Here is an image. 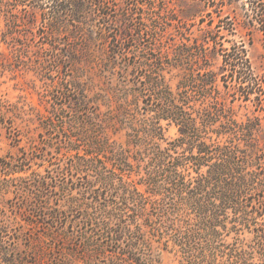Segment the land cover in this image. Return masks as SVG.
Here are the masks:
<instances>
[{
    "label": "trees",
    "instance_id": "16d2710c",
    "mask_svg": "<svg viewBox=\"0 0 264 264\" xmlns=\"http://www.w3.org/2000/svg\"><path fill=\"white\" fill-rule=\"evenodd\" d=\"M28 1L54 29L69 9L78 22L85 6ZM186 1L147 24L143 6L153 10L152 1L133 0L123 9L127 29L114 20L109 41L99 26L55 54L57 66L81 65L69 82L86 111L69 123L84 134L85 155L69 159L58 179L33 175L34 212L51 224L35 228L34 251L19 264H264V74L248 56L255 31L264 48V0H192L197 22L181 17ZM104 3L97 12L107 18ZM8 113L0 124L11 128ZM123 130L124 141L115 139ZM78 175L81 198L67 184ZM76 210L83 225L74 233Z\"/></svg>",
    "mask_w": 264,
    "mask_h": 264
},
{
    "label": "rangeland",
    "instance_id": "374dc122",
    "mask_svg": "<svg viewBox=\"0 0 264 264\" xmlns=\"http://www.w3.org/2000/svg\"><path fill=\"white\" fill-rule=\"evenodd\" d=\"M23 1L20 3L17 0H4L0 6V31L5 35V40L0 35V112L9 111L7 116L12 117L11 128L6 123L0 124V264L25 262L30 258L36 244L33 238L28 237L34 236L36 227L51 224L50 220L43 219L42 215L37 216L34 212V205H37L35 190L28 185L33 175H46L50 171L58 179L69 159L75 155H85L84 134L79 131V124L69 123L71 120H80L86 111L79 104V92L69 82L80 74L81 65L74 61L72 66H57L54 61L55 54L65 44L78 43L80 37L96 35L99 26L109 41L113 32L110 22L112 25L114 20L116 26L127 29L129 22L123 21V9L133 0H105L104 6L109 13L107 18H102L97 12V3L100 0H83L84 10L75 16L78 22H71L73 16L71 17L69 9L64 18L68 22L59 29L48 25L49 15L39 11L33 13L29 1ZM150 1L154 9L143 6L142 13V19L147 24L159 18V15L171 17L170 9L177 0ZM225 1L216 0V3ZM243 1L229 0V3L232 2L233 7H237ZM46 2L44 0L40 4ZM181 7V17H189L191 22L198 21L201 10L199 5L187 0ZM224 12L229 13V8L225 7ZM213 16L216 14L213 13ZM31 18L34 22L27 23ZM137 22L138 20H134L133 26ZM74 24L79 30L74 28ZM74 35L77 36L75 39ZM262 43L261 33L255 31L252 45L248 47V56L254 71L259 75L264 74ZM138 47L136 53L141 54L143 46ZM116 57L117 63H121L119 55ZM131 70L129 67L127 73ZM84 80V77L80 79L81 82ZM97 81L95 79V84ZM101 109L106 110L104 106ZM124 133V130L121 131L115 139L124 141ZM175 136L176 128L172 127L166 137ZM105 165L107 169L117 171L111 162L107 161ZM122 176L127 180L125 174ZM77 177L81 176L68 180L67 184L71 189L69 193L73 197L81 198ZM137 187L143 190L142 186ZM50 202L55 203L53 195L50 196ZM71 218L76 225L69 227V231L75 233L83 225L81 212L74 211ZM37 264L50 262L45 258ZM160 264L174 263L163 257Z\"/></svg>",
    "mask_w": 264,
    "mask_h": 264
}]
</instances>
